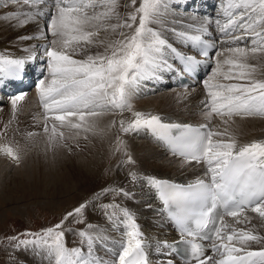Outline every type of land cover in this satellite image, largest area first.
Returning a JSON list of instances; mask_svg holds the SVG:
<instances>
[{
    "label": "snow or ice",
    "instance_id": "6c2138e0",
    "mask_svg": "<svg viewBox=\"0 0 264 264\" xmlns=\"http://www.w3.org/2000/svg\"><path fill=\"white\" fill-rule=\"evenodd\" d=\"M0 5V21L16 29L35 26L32 33L17 37L19 41H47L21 48L24 56L0 53V82L22 78L37 58V47H43L45 67L40 69L37 91L49 146L63 144L62 128L92 131L94 118L127 110L133 118L119 122L121 133L149 134L173 155L202 168V176L187 184L135 171L128 174L132 182L154 192L161 206L154 209L146 203V208L178 231L177 240H149L135 213L116 200H134L135 193L104 186L57 223L20 234L33 239H19L16 247L31 245L54 264H154L153 254L162 257L155 264H176L173 257L183 244V264H264V248L249 246L264 241V236L254 229L229 230L225 222V216L239 222L247 209L264 218V139L240 144L227 127L219 131L208 123H169L159 114L133 111L130 103L142 83L178 72L195 76L210 67L202 81L201 112L207 121L218 117L228 125L235 117H264V79L257 75L258 67L264 68V0H222L215 18L201 17L189 0H139L138 6L137 0L130 5L120 0H0ZM121 7L133 10L121 13ZM178 9L185 14L180 16ZM45 20L47 32L40 27ZM169 34L195 54L174 46ZM23 98L18 94L11 99L13 109ZM124 147L117 137V151ZM0 150L20 162L18 147L4 145ZM125 155L120 165L135 163ZM109 195L113 199L105 201ZM89 211L99 212L112 229L122 230L118 251L111 252L108 237L94 231L98 225L87 219ZM69 220L85 227L66 228ZM69 234L78 238V246H67ZM209 250L213 255L206 254ZM109 252L111 257L105 259Z\"/></svg>",
    "mask_w": 264,
    "mask_h": 264
},
{
    "label": "bare ground",
    "instance_id": "6f19581e",
    "mask_svg": "<svg viewBox=\"0 0 264 264\" xmlns=\"http://www.w3.org/2000/svg\"><path fill=\"white\" fill-rule=\"evenodd\" d=\"M190 1L191 0H189V2ZM199 1L200 0H198V2ZM201 1L203 2L200 7L197 5L194 6L198 9L201 17L208 16V14L201 12L202 10L207 12L208 6L211 5V3L216 2V5H218V3L222 2V0ZM126 3L130 5L131 0H120L121 5ZM138 3L136 6H138ZM203 4L205 7H203ZM132 10V7L127 9L124 7L120 8L121 13L130 12ZM220 12L221 9L218 6L214 13V18L217 17V14ZM184 14L183 12L179 13L180 16ZM219 18H221L223 22L224 18L222 16ZM41 23L40 27L45 31L46 26H44V21ZM34 28V25L29 24L27 27L16 29L11 27L7 21H0V53H4L6 50L12 56L19 57L27 54L20 51V49L25 46L44 45L47 41L43 38L31 41H19L17 39L19 36L32 33ZM112 38L115 39V37ZM168 38L169 42L180 48V50L188 53L193 52L190 48L181 47L170 34ZM229 46L235 45H223V47ZM43 51V47H37L36 60L29 64L19 81L15 79L5 82L8 89L13 91L17 89L15 95H3L2 93L8 92L1 90L2 85L0 86V102L3 99H8L7 103L9 104L0 115L3 114L6 121L12 120V122H14V124L10 126H12L17 137L15 147H18L21 157L20 162L17 163L12 161L11 157L0 150V155L3 154L5 156V159L0 158V185H2V187H0V192L4 201H7L4 203L13 202L25 206L40 200L45 202L51 199L57 206L61 205L63 211L67 212L80 202L90 198L93 193L104 186H122L129 192L135 193V198L134 200H125L122 197H116V200L118 202L122 200L123 204L135 213L137 222L140 224L142 231L149 240L155 241L157 238L161 240L166 239L168 241L177 240L179 238V233L174 230L171 225L162 222L157 211H150L146 208V203L152 204L154 209L160 208L161 203L155 198L154 192H149L139 181L135 183L132 182L128 174L129 172L135 171L139 175L150 174L161 179H167L181 184L193 181L197 177L202 176V168L195 162L186 163L183 161V158L173 155L149 134L121 133L119 131V122L121 120L126 122L131 120L133 118L131 112L125 110L123 113L119 111L104 113L91 121L95 124V128L92 131L86 132L83 129L75 130L62 128L60 131L64 132L65 137L63 144H57L55 148H52L48 145L47 139L43 138L46 143L34 141V144H40L39 147H41L43 151L42 155L36 154L35 151L32 153L28 152L31 140L38 136V131L43 127V108L37 91V84L41 75L38 76L36 85L33 89H23V87L32 81L29 76L32 71L41 73V67H45L41 59ZM250 62L258 63L257 61ZM257 75L258 78L264 79V68L258 67ZM148 83L149 84H141L137 91L131 96L130 103L133 111L159 114L164 120L172 119L198 125L211 123L205 119L201 112L202 101L205 99L204 88L203 94L197 93V95H190L187 90L191 87H186L184 88L186 91L179 90L181 88H176L175 90L154 95L151 98L142 99L140 97L141 95L150 91L152 92L154 89L164 87V85L168 83L177 84V81L173 73L165 74L163 80ZM195 88H192L191 92H193ZM18 94H23L24 98L22 101H19L16 108L13 109L11 99ZM187 97L191 100H189V105L185 104ZM252 119L257 122L252 123ZM26 121L29 125H32L28 130H22V128L26 127ZM114 121L115 123H113ZM216 124L218 127L215 126V129L219 128V131H223L227 127L229 135L241 136L237 139L240 144L264 139V117L262 116L235 117L228 125L224 123L219 125V122H216ZM29 131H33L36 135L29 136ZM249 132L251 133L247 134ZM40 135L43 136L45 134ZM117 137L125 142V147L121 151H117ZM139 137L144 139V141ZM136 138H139L140 141ZM4 145L8 144L3 140L2 144L0 143V149H2ZM125 152L132 156L135 161L134 164L120 165V161L127 159ZM160 155L164 156L161 158L163 163L157 162ZM6 160L14 162V172L10 176L7 171L10 163ZM14 190L16 194L13 193ZM104 199L105 201H111L113 197L109 195ZM62 210H60V212ZM245 212L250 213L251 210L247 209ZM250 214H253L254 217L246 215L248 219L245 220L241 218L239 222L234 220L236 218L225 216V220L233 218L229 225V230L231 228H236L238 230L241 228L245 230L254 229L255 234L264 236V233H257L256 229L252 226V222L258 219L257 215L253 212ZM87 219L98 225V228L94 230L95 232L108 237L106 244L107 247L111 249V252L118 251L119 241L122 238V230L112 229L109 226V222H107L99 212L89 211L87 213ZM70 221L71 220L66 222L65 227L68 226ZM79 224L80 226L78 225L79 227L77 229H83L85 227L84 224ZM255 224L262 225L263 227L264 220H262V222H255ZM248 226L249 229L246 228ZM78 245V238L74 234L67 235L68 247ZM249 246L250 250H260L264 248V241L260 243L250 242ZM30 247L32 249L26 248L25 251H20L18 254L14 253L15 256H7L5 258V264H54L52 258H46L42 251L31 245ZM111 252L105 255V259L111 257ZM206 254L213 255L209 251ZM151 258L154 264L161 259L160 256L155 254H153ZM173 259L176 264H183L179 259L175 258V256Z\"/></svg>",
    "mask_w": 264,
    "mask_h": 264
},
{
    "label": "rangeland",
    "instance_id": "374dc122",
    "mask_svg": "<svg viewBox=\"0 0 264 264\" xmlns=\"http://www.w3.org/2000/svg\"><path fill=\"white\" fill-rule=\"evenodd\" d=\"M218 1V0H217ZM139 2V0H137V3ZM203 1H199L198 0H191L189 2V7L192 8L194 6H201V3ZM220 5V3H218V5H216V2L211 3V5L208 6V10L207 12H205L206 14H208V16L214 17V13L216 12L217 7ZM3 5H0V8H2ZM203 7H205V5L203 4ZM182 9H178L177 11H179ZM46 26V32H47V21H44ZM42 24V23H41ZM43 26V25H42ZM52 37L50 36V34L48 35V40H50ZM46 43V42H45ZM44 43V44H45ZM228 46V45H227ZM211 71L210 67H206L203 71V73L201 74V76L199 77V81L194 82V84L190 85L191 88H188L189 91L188 93L191 95H197V93L203 94V84L202 81L203 79L206 78L207 73H209ZM35 78L32 81V84L29 85V89H31L33 87V85H35ZM142 84H149V83H142ZM202 84V85H201ZM32 85V86H31ZM201 85V86H200ZM31 86V87H30ZM200 86V87H199ZM188 87V86H187ZM198 87V88H195ZM181 88L179 90L182 91H186V89L182 88V87H178L177 85H173V84H165L164 87L158 88V89H154L152 90V92H148L144 95H141L140 97L143 99L146 98H151L154 95H159L162 94L164 92H168L171 90H175V89ZM195 88L193 92H191V89ZM33 89V88H32ZM196 90V91H195ZM5 93H3L4 95ZM13 95V94H12ZM7 96V95H6ZM194 97V96H192ZM190 99L187 97V100L185 101L186 105L190 104ZM8 99H3L0 102V113L2 111H5L6 107L9 106V104L7 103ZM22 101V100H21ZM202 117V116H199ZM213 121V122H212ZM188 122V121H186ZM216 122H219V125H222V120L219 119L218 117H213V119L211 120V125L213 126V130H218L217 128L215 129V126H217ZM252 123L257 122L256 120L252 119L251 120ZM14 124V122H12V120L6 121L5 120V116L2 114L0 115V143L2 144V141L4 140V142L8 145H11L12 147L16 146V135L14 130L12 129V125ZM28 122L26 121V127L22 128V130H28V128L32 125V124H28ZM28 126V127H27ZM29 133H33V131H29ZM251 132L247 133L250 134ZM40 134H44L43 133V127L40 129V131H38V136L36 138H33L31 140L30 143V147L28 149V152L32 153L33 151L36 152V154L38 153L39 155L43 154L42 148L39 147L40 144L35 143L36 142H45V139L43 140V138H46V135L41 136ZM40 135V137H39ZM232 137H234L236 140L238 138H240L241 136L239 135H230ZM140 138V137H139ZM139 138H136L137 140L140 141ZM142 141H144V139H141ZM46 143V142H45ZM167 154V153H166ZM164 156L160 155V158L157 159V162H162L161 158H163ZM1 159H5V156L2 154L0 155ZM179 159V158H178ZM8 163H10L8 166V174L9 176L14 172V162L10 161V160H6ZM47 161V160H46ZM12 163V164H11ZM163 163V162H162ZM6 164V163H5ZM12 166V167H11ZM0 187H2V185H0ZM14 194H16L15 190L13 191ZM43 198V196H42ZM7 201H4V199L2 198L1 192H0V264H5V258L7 256H15L14 253L18 254L20 251H25L26 248L32 249L29 246H23L21 245L20 247H16L15 245L17 244L19 239H31L32 236H24V235H20L25 233L26 230H30L32 232H37L40 229L46 227V226H50L53 225L55 223H57L61 217L66 213V211L62 210V206H57L56 203H54V201H51V199L43 202V200L37 201L36 203H30L29 205H19L17 203H4ZM22 202V201H21ZM60 210H62L60 212ZM245 214V213H244ZM256 214V213H254ZM252 216L254 217L253 214L248 213V216ZM257 215V220L255 222H262V220H264V218H260L258 214ZM246 215H243L241 218H244ZM233 218H229L227 220V224L230 225L231 221ZM237 222V218L234 219ZM255 222H252V226L253 228L256 229L257 233H264V225L262 227V225H257L255 224ZM71 223V224H70ZM70 223L68 224V226L71 228H78L80 226L79 223H73L70 221ZM79 225V226H78ZM68 226H66V228H68ZM247 229H249V226L246 227ZM107 233V232H106ZM12 237H17V240H13L11 239ZM162 259V257H161Z\"/></svg>",
    "mask_w": 264,
    "mask_h": 264
}]
</instances>
